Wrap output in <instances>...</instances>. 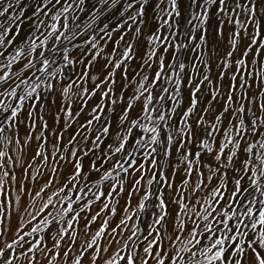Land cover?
Instances as JSON below:
<instances>
[{
  "label": "snow or ice",
  "instance_id": "snow-or-ice-1",
  "mask_svg": "<svg viewBox=\"0 0 264 264\" xmlns=\"http://www.w3.org/2000/svg\"><path fill=\"white\" fill-rule=\"evenodd\" d=\"M0 264H264V0H0Z\"/></svg>",
  "mask_w": 264,
  "mask_h": 264
}]
</instances>
